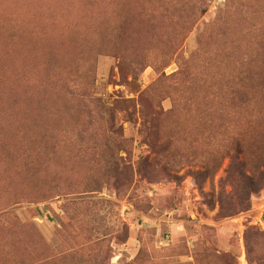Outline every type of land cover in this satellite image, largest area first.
I'll return each mask as SVG.
<instances>
[{"label": "rangeland", "instance_id": "obj_1", "mask_svg": "<svg viewBox=\"0 0 264 264\" xmlns=\"http://www.w3.org/2000/svg\"><path fill=\"white\" fill-rule=\"evenodd\" d=\"M260 117L264 0H0V264H264Z\"/></svg>", "mask_w": 264, "mask_h": 264}, {"label": "trees", "instance_id": "obj_2", "mask_svg": "<svg viewBox=\"0 0 264 264\" xmlns=\"http://www.w3.org/2000/svg\"><path fill=\"white\" fill-rule=\"evenodd\" d=\"M245 76H246V73H245V75H243L241 77V80H243L244 83H246V77ZM244 83L241 82V84H244ZM243 103H245V102H243ZM259 121H260V125H256V126L260 129L261 128V125L264 123V118H261L260 117ZM258 168L259 169L261 168L258 176L261 177V178H263L264 177V158H262L260 160V162L258 163Z\"/></svg>", "mask_w": 264, "mask_h": 264}]
</instances>
